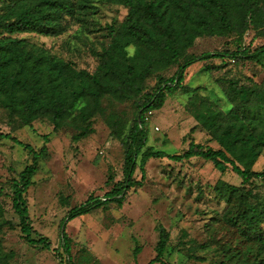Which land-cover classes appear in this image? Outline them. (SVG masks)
<instances>
[{"label":"trees","instance_id":"1","mask_svg":"<svg viewBox=\"0 0 264 264\" xmlns=\"http://www.w3.org/2000/svg\"><path fill=\"white\" fill-rule=\"evenodd\" d=\"M97 2L118 4L127 9L125 18L107 26L109 44L99 53L93 71L78 68L71 60L53 54L48 48L30 42L16 34L34 32L45 36H59L66 31V17L84 20L85 15L97 13ZM253 30L264 37V0H10L0 12V104L12 116H19L31 125L33 119H48L55 132L71 127L73 141L94 132L93 120L106 115L105 99L117 102H136L137 114L129 132L124 135L125 122L110 114L106 121L112 135L122 138L127 147L124 178L103 197L91 195L85 202L69 209L61 223L60 262L74 264L73 240L66 231L72 219L107 208L110 203L122 206L128 191L142 185L146 164L152 158L168 157L183 161L202 157L225 172L229 167L242 179L243 185L219 180L215 185L217 196L227 204L223 221L230 226L233 237L222 242V257L217 264H264V198L245 184L264 179V170H256L264 150V79L249 84L230 79L226 96L228 109L207 104L197 109V121L208 126V133L220 148L205 147L190 142L187 150L169 154L147 146L146 114L161 109L167 97L182 90L197 92L185 83L187 69L197 62L229 58L235 62L244 59L260 61L264 44L251 51L238 44L234 50L192 51L203 37H235L241 41ZM207 64L206 70L215 68ZM174 68L171 75L165 72ZM155 77L151 88L149 80ZM33 118V119H32ZM28 149L32 163L13 181L12 204L20 218L25 240L32 245L52 248L47 236L34 237L35 229L27 206V192L33 184L40 161L49 155L50 135H43L44 144L35 149L15 136L0 131ZM141 180L135 178L136 170ZM112 176L110 179L112 180ZM1 228V225H0ZM160 239L157 255L148 264H172L165 260L170 232L159 226ZM141 247L137 245V256ZM10 257L0 250V259ZM192 258L203 260L202 257Z\"/></svg>","mask_w":264,"mask_h":264},{"label":"rangeland","instance_id":"2","mask_svg":"<svg viewBox=\"0 0 264 264\" xmlns=\"http://www.w3.org/2000/svg\"><path fill=\"white\" fill-rule=\"evenodd\" d=\"M10 0H0V12ZM97 13L84 20L66 17V31L59 36H45L34 32L16 34L30 42L43 45L53 54L71 60L78 68L93 71L99 53L109 44L107 26L121 22L127 9L118 4L97 2ZM254 51L264 44V37L247 32L241 41L235 37H203L192 51L234 50L238 44ZM207 64L217 65L206 70ZM174 68L165 72L169 76ZM230 79L249 84L250 79H264V56L260 61L244 59H213L197 62L186 71L185 83L197 92L178 90L169 95L164 106L146 114L147 146L169 154L188 149L190 142L214 149L220 145L208 133L209 124H200L194 116L207 104L228 109L226 96ZM156 78L149 80L151 88ZM106 115L93 120L94 132L74 142L71 127L55 132L48 119H33L25 123L12 116L0 104V131L11 134L24 143L39 149L43 135H50L49 155L40 161L33 184L27 192V206L35 229L34 237L47 236L52 248L28 243L21 231L20 218L13 209V181L32 163L28 149L9 138L0 136V250L10 257L0 264H65L56 253L61 249V223L69 209L85 202L91 195L103 197L124 178L127 147L124 135L129 132L137 114L136 102L104 100ZM115 114L125 122L124 135L116 138L106 116ZM264 170V150L254 166ZM112 176V180L110 179ZM135 178L141 180L140 168ZM219 180L243 185L242 179L229 167L219 171L211 161L202 157L175 161L168 157L152 158L146 164L142 185L131 188L122 206L110 203L92 213L72 219L66 231L72 238L74 264H148L157 255L159 226L170 232L165 260L172 264H217L222 257V242L233 237L230 226L223 221L227 204L216 194ZM264 198V179L245 184ZM264 227V224H263ZM141 251L136 256L135 247ZM202 257L197 260L191 257ZM157 264V263H156Z\"/></svg>","mask_w":264,"mask_h":264}]
</instances>
